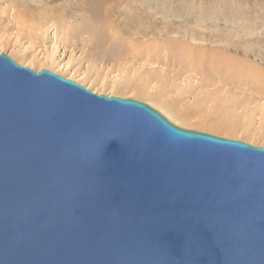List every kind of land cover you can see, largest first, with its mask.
<instances>
[{"label":"water","instance_id":"obj_1","mask_svg":"<svg viewBox=\"0 0 264 264\" xmlns=\"http://www.w3.org/2000/svg\"><path fill=\"white\" fill-rule=\"evenodd\" d=\"M0 264H264V147L0 53Z\"/></svg>","mask_w":264,"mask_h":264},{"label":"rangeland","instance_id":"obj_2","mask_svg":"<svg viewBox=\"0 0 264 264\" xmlns=\"http://www.w3.org/2000/svg\"><path fill=\"white\" fill-rule=\"evenodd\" d=\"M0 53L264 147V0H0Z\"/></svg>","mask_w":264,"mask_h":264},{"label":"bare ground","instance_id":"obj_3","mask_svg":"<svg viewBox=\"0 0 264 264\" xmlns=\"http://www.w3.org/2000/svg\"><path fill=\"white\" fill-rule=\"evenodd\" d=\"M138 91L141 93L140 95H142V96H144V94L149 93V91H147L146 89H140ZM147 104L150 105L151 107H153L154 109H156L157 111H159L161 114H163L166 117L167 120H169L172 124L176 125L177 127L181 126V122L180 121L188 118L183 113L177 112V111L174 112V111L170 110L169 108L164 107L163 105H161L159 103L158 104H154V105L150 104V103H147Z\"/></svg>","mask_w":264,"mask_h":264}]
</instances>
